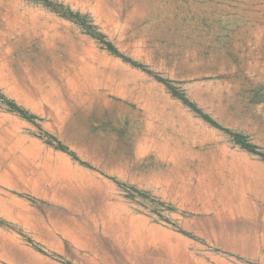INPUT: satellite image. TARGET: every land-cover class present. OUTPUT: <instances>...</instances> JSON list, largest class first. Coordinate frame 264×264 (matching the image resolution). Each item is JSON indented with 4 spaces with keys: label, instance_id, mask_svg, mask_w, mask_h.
<instances>
[{
    "label": "rangeland",
    "instance_id": "1",
    "mask_svg": "<svg viewBox=\"0 0 264 264\" xmlns=\"http://www.w3.org/2000/svg\"><path fill=\"white\" fill-rule=\"evenodd\" d=\"M258 154L264 0H0V264H264Z\"/></svg>",
    "mask_w": 264,
    "mask_h": 264
},
{
    "label": "trees",
    "instance_id": "2",
    "mask_svg": "<svg viewBox=\"0 0 264 264\" xmlns=\"http://www.w3.org/2000/svg\"><path fill=\"white\" fill-rule=\"evenodd\" d=\"M68 15H69V16H68ZM61 16H63L64 18L69 17V18H68L69 20H71V21H73V22H76V23H79L81 26L83 25V27L85 28V32H86L87 34H90V33H92V32L94 31L93 26L89 25V23H86V21L83 20V19L81 18V16H79V15H73L71 12H66V11H65L64 13L61 14ZM17 112H18L19 115H21L22 117L27 118V116H26L23 112H21L20 110H19V111L17 110ZM253 153H254V152H253ZM258 155L261 156V157L264 159V155H263V154H258Z\"/></svg>",
    "mask_w": 264,
    "mask_h": 264
}]
</instances>
